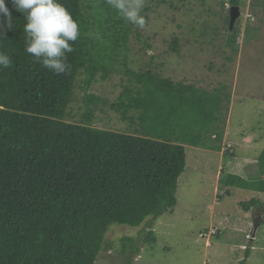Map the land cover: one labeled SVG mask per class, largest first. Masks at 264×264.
Masks as SVG:
<instances>
[{
    "label": "trees",
    "instance_id": "16d2710c",
    "mask_svg": "<svg viewBox=\"0 0 264 264\" xmlns=\"http://www.w3.org/2000/svg\"><path fill=\"white\" fill-rule=\"evenodd\" d=\"M59 2L80 27L74 51L67 54V74L56 75L25 51L27 21L11 0L5 4L13 29L0 14L5 25L0 52L12 62L0 68V264H94L112 248L106 240L111 226L144 225V232L173 213L188 140L200 145L205 135L215 141L212 150L222 149L230 103L225 87L211 92L194 83H174L154 70L127 69L129 35L135 29L139 39L137 25L125 21L106 0ZM229 4L238 6L239 0ZM151 11L150 5L141 10L146 23ZM234 23L227 29L226 45L236 53ZM169 43L170 51L178 53V39ZM121 69L128 84L109 108L135 125L133 134L94 126L100 98L88 89ZM78 78L85 91L84 112L81 120L71 122L67 110ZM223 156L233 158L229 151ZM255 166L252 180L236 177L234 185L264 193V149ZM240 206L264 211L254 198ZM218 235L219 228L211 236ZM144 239L154 242L153 231ZM128 241L133 240L121 239V255L130 249L124 259L132 264L131 256L139 250L129 248Z\"/></svg>",
    "mask_w": 264,
    "mask_h": 264
},
{
    "label": "rangeland",
    "instance_id": "374dc122",
    "mask_svg": "<svg viewBox=\"0 0 264 264\" xmlns=\"http://www.w3.org/2000/svg\"><path fill=\"white\" fill-rule=\"evenodd\" d=\"M163 1L146 0L152 11L145 26L137 29L139 39L135 29L129 35L131 51L125 67L154 70L174 83H194L211 92L225 87L222 92L230 95V103H226L222 149L212 150L215 141L205 135L198 142L201 146L188 140L173 213L159 217L144 232V225L111 226L106 240L112 248L101 252L94 264H127L130 249L125 259L121 255L124 238L133 240L128 241L129 248L139 250L131 256L132 264H264V211H244L240 206L252 198L264 206V193L234 185L236 177L250 181L257 175L252 171L264 149V0H239L238 6H230V0ZM231 7L240 13L234 23L236 53L226 45ZM173 38L178 39V53L170 51ZM123 72L93 82L88 93L100 98L95 127L133 134L135 125L109 108L128 84ZM81 80L67 110L71 122L81 120L84 112ZM226 151L233 158H225ZM218 228L217 237H198ZM149 230L155 241L145 243Z\"/></svg>",
    "mask_w": 264,
    "mask_h": 264
},
{
    "label": "clouds",
    "instance_id": "9594fccd",
    "mask_svg": "<svg viewBox=\"0 0 264 264\" xmlns=\"http://www.w3.org/2000/svg\"><path fill=\"white\" fill-rule=\"evenodd\" d=\"M15 10L22 13L27 21L25 51L36 62L41 63L56 75L67 74L71 65L67 54L74 51L73 44L80 36V27L72 14L59 0H11ZM146 0H106L127 22L145 26V18L140 14ZM0 14L8 18L7 28L13 29L12 17L5 0H0ZM5 25L0 22V37H4ZM11 58L0 52V68L11 67ZM207 238V237H206Z\"/></svg>",
    "mask_w": 264,
    "mask_h": 264
},
{
    "label": "water",
    "instance_id": "95a60500",
    "mask_svg": "<svg viewBox=\"0 0 264 264\" xmlns=\"http://www.w3.org/2000/svg\"><path fill=\"white\" fill-rule=\"evenodd\" d=\"M239 14H240L239 9L237 7H231L230 9V29L232 28L234 21L239 17Z\"/></svg>",
    "mask_w": 264,
    "mask_h": 264
},
{
    "label": "built area",
    "instance_id": "2783aa9c",
    "mask_svg": "<svg viewBox=\"0 0 264 264\" xmlns=\"http://www.w3.org/2000/svg\"><path fill=\"white\" fill-rule=\"evenodd\" d=\"M214 233H215V231L212 229H210L209 231H202V232H200V237L206 238V237L211 236Z\"/></svg>",
    "mask_w": 264,
    "mask_h": 264
},
{
    "label": "crops",
    "instance_id": "0c3cea01",
    "mask_svg": "<svg viewBox=\"0 0 264 264\" xmlns=\"http://www.w3.org/2000/svg\"><path fill=\"white\" fill-rule=\"evenodd\" d=\"M239 248H241V249H242V248H244V246H240Z\"/></svg>",
    "mask_w": 264,
    "mask_h": 264
}]
</instances>
